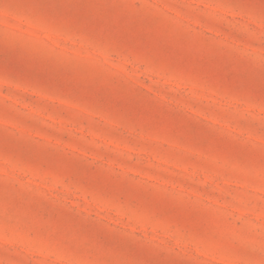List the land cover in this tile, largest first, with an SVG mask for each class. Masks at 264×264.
I'll return each mask as SVG.
<instances>
[{"label": "rangeland", "instance_id": "obj_1", "mask_svg": "<svg viewBox=\"0 0 264 264\" xmlns=\"http://www.w3.org/2000/svg\"><path fill=\"white\" fill-rule=\"evenodd\" d=\"M0 264H264V0H0Z\"/></svg>", "mask_w": 264, "mask_h": 264}]
</instances>
